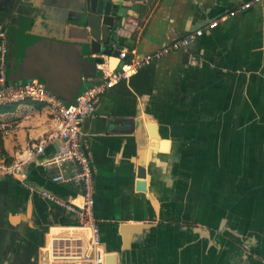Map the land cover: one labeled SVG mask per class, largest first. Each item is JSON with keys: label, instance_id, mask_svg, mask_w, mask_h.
<instances>
[{"label": "crops", "instance_id": "obj_1", "mask_svg": "<svg viewBox=\"0 0 264 264\" xmlns=\"http://www.w3.org/2000/svg\"><path fill=\"white\" fill-rule=\"evenodd\" d=\"M80 1L0 0L10 76L45 80L64 101L99 78L78 23ZM111 1L121 11L117 42L145 53L246 0ZM98 54L109 67L118 62ZM60 127L47 105L11 104L0 112L1 157L23 158L30 140ZM81 129L102 245L117 251L119 264H264V0L107 89ZM57 143L26 163L22 182L0 174V264H40L42 249L50 264L77 262L87 251L88 230L40 191L80 201L73 184L51 181L41 165ZM121 222L148 223L126 250Z\"/></svg>", "mask_w": 264, "mask_h": 264}, {"label": "built area", "instance_id": "obj_2", "mask_svg": "<svg viewBox=\"0 0 264 264\" xmlns=\"http://www.w3.org/2000/svg\"><path fill=\"white\" fill-rule=\"evenodd\" d=\"M261 0H246L238 7L208 21L204 26L163 43L158 48L145 53H139L135 48L119 49L118 62L109 67L104 55L91 52L90 58L95 59V68L99 78L77 93L71 101H64L52 89L48 88L39 78L29 77L21 82H10L7 78L3 51L0 54V105L18 103L26 100L49 106L61 120V127L56 133H49L40 138L30 140L26 145L23 158L7 161L0 157V174L9 175L20 181L26 178L25 165L36 154L41 153L47 144L58 139L59 143L54 153L41 162L44 169L50 170L49 178L53 182L73 184L80 201L76 197L62 200L48 190L41 194L50 201L64 207L76 216L81 227L88 230L87 251L75 256V261L85 264H104L105 250L102 245L100 219L94 211L93 166L89 154L82 146V121L92 116L96 110L98 97L107 89L121 80H127L140 67L152 60L158 59L169 52L187 47L204 28H212L219 21L235 14L239 9L250 7Z\"/></svg>", "mask_w": 264, "mask_h": 264}, {"label": "water", "instance_id": "obj_3", "mask_svg": "<svg viewBox=\"0 0 264 264\" xmlns=\"http://www.w3.org/2000/svg\"><path fill=\"white\" fill-rule=\"evenodd\" d=\"M77 9L79 11L78 23L83 26V29L88 37L86 40H84V42H86V45L89 48V54L91 52H94V53H104V54L113 53L117 55L119 49L122 47L121 43L117 42L118 38L115 37L117 32L116 29H118L121 24L119 18L121 16L119 4L115 5L111 0H81L80 3L78 4ZM79 49L80 51L84 49V45L83 46L81 45ZM90 59L94 64L95 59L93 58ZM83 61H88V59L84 58ZM82 68L84 70V66H82ZM82 72L84 73V71ZM96 74H100V72L97 71ZM29 76L23 74L20 76L12 77L9 75V73H7V78L10 82L19 83L22 80L28 78ZM42 81L45 83L47 87L51 88V86L45 80ZM51 89L57 95H61L58 90H55L53 88ZM72 99H68V101H71ZM57 142L59 143L58 139ZM137 176L138 177L145 176V167L142 164H139L137 166ZM24 182L26 183V181ZM136 186L138 189L142 190L144 188V181L138 180L136 182ZM147 225H148L147 222H121L119 224V232L122 234V243L120 247L123 250L128 249L130 247L132 235L139 232L142 228L146 227ZM38 256H39L38 259L40 264H49L48 249L40 250ZM54 264H85V263L65 261V262H55ZM104 264H119V255L116 250L106 251L104 257Z\"/></svg>", "mask_w": 264, "mask_h": 264}, {"label": "trees", "instance_id": "obj_4", "mask_svg": "<svg viewBox=\"0 0 264 264\" xmlns=\"http://www.w3.org/2000/svg\"><path fill=\"white\" fill-rule=\"evenodd\" d=\"M10 107H11V104L0 105V112H3L5 110H7V109H10ZM1 152H2V155L5 154V150L3 148L1 149ZM6 159H7L8 162L11 161V158L9 156H7Z\"/></svg>", "mask_w": 264, "mask_h": 264}, {"label": "rangeland", "instance_id": "obj_5", "mask_svg": "<svg viewBox=\"0 0 264 264\" xmlns=\"http://www.w3.org/2000/svg\"><path fill=\"white\" fill-rule=\"evenodd\" d=\"M0 142H1V139H0ZM4 149V147L0 144V157L2 156V152H1V149ZM5 150V149H4ZM55 263V261H53L51 264H54Z\"/></svg>", "mask_w": 264, "mask_h": 264}, {"label": "bare ground", "instance_id": "obj_6", "mask_svg": "<svg viewBox=\"0 0 264 264\" xmlns=\"http://www.w3.org/2000/svg\"><path fill=\"white\" fill-rule=\"evenodd\" d=\"M112 59V58H111ZM113 61V60H112ZM110 62H111V60H110ZM112 63V62H111ZM110 63V64H111ZM115 63V62H114ZM114 63H113V65H114ZM82 228H85V227H82ZM87 229V228H86ZM85 230V229H84ZM87 231V230H86ZM87 235V234H86ZM88 237V236H87ZM106 254V253H105ZM50 259V258H49ZM50 264V263H49Z\"/></svg>", "mask_w": 264, "mask_h": 264}]
</instances>
